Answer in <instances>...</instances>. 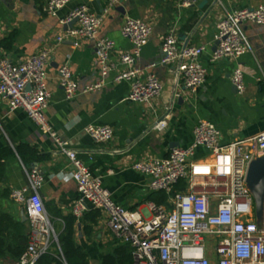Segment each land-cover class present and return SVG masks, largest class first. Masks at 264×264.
I'll use <instances>...</instances> for the list:
<instances>
[{"label":"crops","instance_id":"0c3cea01","mask_svg":"<svg viewBox=\"0 0 264 264\" xmlns=\"http://www.w3.org/2000/svg\"><path fill=\"white\" fill-rule=\"evenodd\" d=\"M48 0H0V43L13 36L11 50L0 47V58L15 63L25 61L42 50H50L47 68L51 92L46 117L52 128L69 142L91 174L100 178L120 206L145 213L152 203L153 192L149 178L132 166L147 158L167 157L174 148H186L193 142V130L198 121L214 124L224 145L248 140L264 132V26L245 24L243 32L249 44L248 52L237 62L223 58L212 60L216 46V25L227 12L254 8L264 0H199L196 7L179 9L174 0H124L104 15L100 37L115 42L111 62L115 70L106 78L100 91L83 90L101 80L95 43L66 39L61 21L77 6L85 4L92 13L103 15L104 0H68L57 16L43 13ZM127 18L140 19L152 29L147 44L137 58L135 68L142 74L155 73L163 83L159 99L150 104L127 101L131 85L115 82V76L127 69L120 57L132 52L133 44L121 34ZM78 24L75 25L77 27ZM174 34L184 45L205 46L200 61L207 71V81L197 94H190L182 82L177 83L176 67L160 64L164 38ZM68 64L78 82L79 94L68 100L60 84L59 68ZM154 66V67H152ZM244 72L245 93L238 94L231 82L234 69ZM167 120L163 131L155 130L160 120ZM88 125L113 128L114 140L98 144L84 132ZM25 143L38 150L43 157L32 167L40 170L45 182L40 195L57 234L64 230V219L72 217V206L78 197L72 178L73 168L68 158L57 152L51 137L41 131L23 110L11 112L7 101L0 99V147H15ZM200 149L196 159L205 158ZM24 165L19 158L9 159L7 176L11 190L27 186ZM31 167V168H32ZM21 217L23 207L16 204ZM79 221V220H78ZM76 242L89 257L90 264H101L105 254L114 248V239L102 214L94 235L87 239L83 226L76 225ZM214 262L213 249L207 252ZM11 258L0 264H17Z\"/></svg>","mask_w":264,"mask_h":264},{"label":"built area","instance_id":"2783aa9c","mask_svg":"<svg viewBox=\"0 0 264 264\" xmlns=\"http://www.w3.org/2000/svg\"><path fill=\"white\" fill-rule=\"evenodd\" d=\"M123 1L104 0L103 15L92 13L82 4L61 21L68 24L77 19L78 25L58 37L57 42L83 39L95 43L101 80L87 86L84 92L102 90L106 78L115 70L110 60L115 42L100 37V29L104 15ZM174 1L179 9H191L199 3V0ZM67 2L48 0L43 13L55 17ZM214 2L217 4L220 0ZM245 24L264 26V4L222 16L216 25L218 46L212 54L213 61L229 58L237 62L248 52L249 44L243 32ZM121 34L133 44V50L120 57L127 69L118 73L114 81L130 83L127 101L150 104L161 97L163 83L155 73L142 74L134 66L152 29L140 19L127 18ZM205 50V46L184 45L173 33L168 34L162 43L160 64L176 67L177 83L182 82L195 95L207 81V71L200 61ZM50 55L51 51L45 49L20 63L0 58V99L7 101L11 112L23 110L51 137L57 152L68 158L78 192L71 210L77 220L92 209L100 210L114 239L131 248L134 264H264V218L257 222L254 197L247 188L250 164L264 156V132L224 145L214 124L198 121L190 146L174 148L167 157L143 159L132 166L149 178L152 192L170 195L182 181L187 182V190L172 196L170 207L151 203L145 213L127 210L114 201L101 179L91 174L78 153L47 120L51 99L47 72ZM58 72L66 98H75L80 88L70 66L65 64ZM260 81L264 84V74ZM231 82L238 94L245 93L244 72L240 66L234 69ZM166 127L167 120L163 119L157 122L155 130L163 131ZM84 132L98 144L110 143L115 136L113 128L103 125H88ZM200 149L207 156L196 159ZM23 168L27 186L13 190L11 199L23 207L28 217L30 240L17 264H38L53 246L60 250V245L40 195L45 178L36 167ZM209 249L216 254L214 262L207 255Z\"/></svg>","mask_w":264,"mask_h":264},{"label":"trees","instance_id":"16d2710c","mask_svg":"<svg viewBox=\"0 0 264 264\" xmlns=\"http://www.w3.org/2000/svg\"><path fill=\"white\" fill-rule=\"evenodd\" d=\"M13 43V36L7 37L1 41L0 47L11 50ZM13 158H19L24 167L30 169L43 157L37 149L25 143L15 147L9 144L0 147V260L11 258L19 261L29 244L30 232L28 222H22L21 217L16 214L15 202L11 199L13 190L9 187L7 164L9 159ZM187 188V182L182 181L174 187L170 195L165 192H153L150 201L158 206L170 207V198L177 193L185 192ZM101 216L100 210L92 209L86 212L80 221L74 215L64 219V230L57 234L60 250L53 246L48 253L40 258L38 264H90L88 255L76 242L75 227L77 223L82 225L83 235L87 239H91ZM113 245V250L105 254L101 264H134L132 250L128 245L122 244L118 240L113 242Z\"/></svg>","mask_w":264,"mask_h":264},{"label":"water","instance_id":"95a60500","mask_svg":"<svg viewBox=\"0 0 264 264\" xmlns=\"http://www.w3.org/2000/svg\"><path fill=\"white\" fill-rule=\"evenodd\" d=\"M77 22V19H74L66 24L65 31L74 29ZM217 46L218 43L216 42L215 50ZM247 188L254 197L256 219L260 223L264 218V156L256 158L250 164L247 172ZM21 220L24 223L28 222V217L24 210L21 211Z\"/></svg>","mask_w":264,"mask_h":264},{"label":"snow or ice","instance_id":"6c2138e0","mask_svg":"<svg viewBox=\"0 0 264 264\" xmlns=\"http://www.w3.org/2000/svg\"><path fill=\"white\" fill-rule=\"evenodd\" d=\"M201 170L206 171V169H197V171H201Z\"/></svg>","mask_w":264,"mask_h":264}]
</instances>
